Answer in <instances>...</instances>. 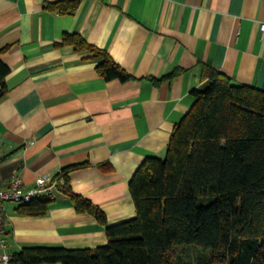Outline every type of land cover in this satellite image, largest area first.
I'll return each mask as SVG.
<instances>
[{"label": "crops", "instance_id": "obj_1", "mask_svg": "<svg viewBox=\"0 0 264 264\" xmlns=\"http://www.w3.org/2000/svg\"><path fill=\"white\" fill-rule=\"evenodd\" d=\"M53 1L0 0V59L9 68L1 180L18 174L30 186L79 164L67 172L71 189L115 224L134 216L128 180L144 157L164 156L191 89L208 84L205 67L264 90V0H80L63 14L45 7ZM65 32L108 51L132 77L105 80L95 59L55 44ZM3 216L9 253L107 241L104 226L60 192L42 214L8 202Z\"/></svg>", "mask_w": 264, "mask_h": 264}, {"label": "trees", "instance_id": "obj_2", "mask_svg": "<svg viewBox=\"0 0 264 264\" xmlns=\"http://www.w3.org/2000/svg\"><path fill=\"white\" fill-rule=\"evenodd\" d=\"M79 1L45 7L70 13ZM55 44H72L82 58L95 59L105 80L132 77L108 51L76 32L63 33ZM204 69L208 84L191 89L192 104L171 130L164 156L144 157L128 180L134 216L107 224L104 212L70 187L67 172L79 164L66 166L54 176L63 178L58 192L104 226L106 243L24 246L10 253L9 264H188L175 253L177 245L207 250L199 264H264V90ZM8 70L0 59V97ZM50 200L17 209L42 214Z\"/></svg>", "mask_w": 264, "mask_h": 264}, {"label": "built area", "instance_id": "obj_3", "mask_svg": "<svg viewBox=\"0 0 264 264\" xmlns=\"http://www.w3.org/2000/svg\"><path fill=\"white\" fill-rule=\"evenodd\" d=\"M259 29L264 31V22H261ZM62 177H50L39 175L30 186H25L23 179L18 174H13L6 183H3L0 176V263L9 264L11 255L8 252L4 238L3 213L4 205L8 202L14 204L27 203L31 200L47 197L54 198L57 193V184H62Z\"/></svg>", "mask_w": 264, "mask_h": 264}, {"label": "rangeland", "instance_id": "obj_4", "mask_svg": "<svg viewBox=\"0 0 264 264\" xmlns=\"http://www.w3.org/2000/svg\"><path fill=\"white\" fill-rule=\"evenodd\" d=\"M175 253L180 255L183 261L188 264H199V261L209 255L207 250H203L200 247L194 245H177L175 247Z\"/></svg>", "mask_w": 264, "mask_h": 264}]
</instances>
